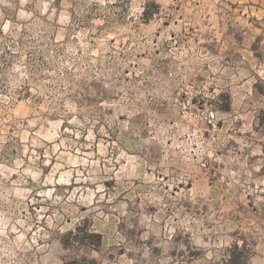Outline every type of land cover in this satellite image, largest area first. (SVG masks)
I'll use <instances>...</instances> for the list:
<instances>
[{"label":"rangeland","instance_id":"1","mask_svg":"<svg viewBox=\"0 0 264 264\" xmlns=\"http://www.w3.org/2000/svg\"><path fill=\"white\" fill-rule=\"evenodd\" d=\"M264 264V0H0V264Z\"/></svg>","mask_w":264,"mask_h":264},{"label":"trees","instance_id":"2","mask_svg":"<svg viewBox=\"0 0 264 264\" xmlns=\"http://www.w3.org/2000/svg\"><path fill=\"white\" fill-rule=\"evenodd\" d=\"M65 264H69V262L65 263Z\"/></svg>","mask_w":264,"mask_h":264}]
</instances>
